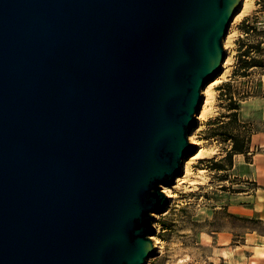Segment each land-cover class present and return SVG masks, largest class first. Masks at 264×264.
Returning <instances> with one entry per match:
<instances>
[{"label":"water","instance_id":"95a60500","mask_svg":"<svg viewBox=\"0 0 264 264\" xmlns=\"http://www.w3.org/2000/svg\"><path fill=\"white\" fill-rule=\"evenodd\" d=\"M241 0H0V264H148Z\"/></svg>","mask_w":264,"mask_h":264},{"label":"rangeland","instance_id":"374dc122","mask_svg":"<svg viewBox=\"0 0 264 264\" xmlns=\"http://www.w3.org/2000/svg\"><path fill=\"white\" fill-rule=\"evenodd\" d=\"M245 4L232 20L224 39L226 60L222 71L202 91L203 104L191 140L193 146H198V151H192V157H186L181 177H177L175 185L169 186L171 195L167 197L171 200L170 207L164 214H154L157 233L152 238L154 244L155 239L158 243L155 244V259H149L148 264H209L213 254L210 245L213 242L208 232L223 226L244 225L229 219L226 209L215 211L214 208L227 202L228 191H236L230 185L231 182L245 181L233 176L232 171L211 169L208 160H220L231 145L222 136H214L215 125L210 124L219 118L228 121L222 117L228 113V103L223 94L232 92L240 103L244 98L254 95V72L259 68L250 69L246 76H242L241 71L238 75L234 72L239 67L240 40L246 39L241 24L247 20L249 26L256 27L257 21H264V0H247ZM256 56L263 57L261 54ZM216 81L218 83L212 87ZM209 88L211 96L208 99L205 92ZM250 109L254 110L253 106ZM250 124L255 131L260 129L259 125ZM197 154V158L193 159ZM228 185L231 186L230 190ZM251 225H256L255 220Z\"/></svg>","mask_w":264,"mask_h":264},{"label":"crops","instance_id":"0c3cea01","mask_svg":"<svg viewBox=\"0 0 264 264\" xmlns=\"http://www.w3.org/2000/svg\"><path fill=\"white\" fill-rule=\"evenodd\" d=\"M255 25L260 35L243 31L245 40L248 44L262 42L264 49V21H257ZM257 54L253 52V56ZM254 75V95L241 101L240 113L243 121L260 126L250 146L254 160L248 162L245 155H235L230 171L245 182H231L236 191H228L227 202L214 208L215 211L226 209L229 219L244 225L223 226L208 232L213 242L209 264H264V68H259ZM252 106L254 110L250 109ZM231 186H227L229 190ZM253 220L255 226L251 225Z\"/></svg>","mask_w":264,"mask_h":264},{"label":"trees","instance_id":"16d2710c","mask_svg":"<svg viewBox=\"0 0 264 264\" xmlns=\"http://www.w3.org/2000/svg\"><path fill=\"white\" fill-rule=\"evenodd\" d=\"M241 29L250 34V30L256 35L261 32L256 27L248 25L247 20L241 24ZM253 52L263 55V57L253 56ZM239 67L234 72L235 75L240 74L246 76V73L253 68H264V49L262 42L257 44L247 43L245 39L240 40L239 47ZM223 89V88H221ZM224 99L227 101L228 113L223 115L228 121L224 122L221 118L217 122H210L215 125L214 136H222L225 141H230V148L225 151V154L220 160H208L211 164V169L216 171H230L233 168L235 155H245L248 162H251L250 146L252 136L255 132L252 124L245 122L241 119V103L232 92L223 94Z\"/></svg>","mask_w":264,"mask_h":264},{"label":"bare ground","instance_id":"6f19581e","mask_svg":"<svg viewBox=\"0 0 264 264\" xmlns=\"http://www.w3.org/2000/svg\"><path fill=\"white\" fill-rule=\"evenodd\" d=\"M246 1H247V0H241V5L245 4ZM248 2H249V1H248ZM248 4H249V3H248ZM248 4H247V5H248ZM245 5H246V4H245ZM247 5H246V6H247ZM243 6H244V5H243ZM244 8H245V7H244ZM217 83H218V81H216L215 83H213L211 86L213 87V86L216 85ZM212 87H211V88H212ZM211 88L207 89L206 92H205V94L208 96V99H209V96H211L210 93H209V90H210ZM212 89H213V88H212ZM210 91H211V90H210ZM194 143H195V142H194ZM195 144H196V143H195ZM197 156H198V154H197L196 157H194L193 159L197 158ZM173 189H174V188H173ZM163 192H164L167 196H170V195H171V193H170V192H171V187H169V190L163 188ZM155 242L158 243V240L155 239ZM156 243H155V244H156Z\"/></svg>","mask_w":264,"mask_h":264},{"label":"built area","instance_id":"2783aa9c","mask_svg":"<svg viewBox=\"0 0 264 264\" xmlns=\"http://www.w3.org/2000/svg\"><path fill=\"white\" fill-rule=\"evenodd\" d=\"M250 33H253V30H250Z\"/></svg>","mask_w":264,"mask_h":264}]
</instances>
